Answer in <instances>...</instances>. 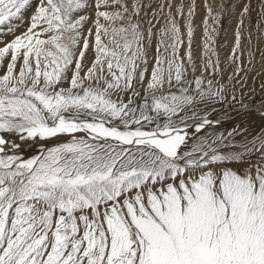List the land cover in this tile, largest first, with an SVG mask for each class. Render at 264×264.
<instances>
[{
  "label": "snow or ice",
  "instance_id": "snow-or-ice-1",
  "mask_svg": "<svg viewBox=\"0 0 264 264\" xmlns=\"http://www.w3.org/2000/svg\"><path fill=\"white\" fill-rule=\"evenodd\" d=\"M204 9L198 63L196 0H0V264H264V132L207 131Z\"/></svg>",
  "mask_w": 264,
  "mask_h": 264
},
{
  "label": "rangeland",
  "instance_id": "rangeland-1",
  "mask_svg": "<svg viewBox=\"0 0 264 264\" xmlns=\"http://www.w3.org/2000/svg\"><path fill=\"white\" fill-rule=\"evenodd\" d=\"M205 2L211 4L217 12L222 13L221 22L217 25L218 35H216L215 44L219 53L222 75L217 74L215 79L225 86L227 97L224 101L209 105L210 118L215 117L225 109H231V111L244 110L250 106L263 105L264 0H196L197 12L194 21L193 50L198 63L203 57L202 21L206 15ZM245 4L250 5V13L243 17L244 25L241 27L239 59L233 62L230 55L235 44V33ZM221 5L224 7L221 8ZM22 30L23 28H21ZM237 67L240 69L238 73L235 71ZM209 78H211L210 75ZM232 96H235L234 100L231 98ZM200 107L203 108L204 106L201 105ZM211 108H214L215 111H211ZM24 155L28 156L26 153Z\"/></svg>",
  "mask_w": 264,
  "mask_h": 264
},
{
  "label": "bare ground",
  "instance_id": "bare-ground-1",
  "mask_svg": "<svg viewBox=\"0 0 264 264\" xmlns=\"http://www.w3.org/2000/svg\"><path fill=\"white\" fill-rule=\"evenodd\" d=\"M264 104L260 106H250L244 110L225 109L217 114L213 119L220 121V124L212 126L207 131L209 133H225L235 130L234 138L237 142L251 140L254 136L264 132ZM15 139V137L13 138ZM15 142L22 145V153L27 155L35 154L44 145V142H24L15 139ZM51 146V145H47Z\"/></svg>",
  "mask_w": 264,
  "mask_h": 264
},
{
  "label": "water",
  "instance_id": "water-1",
  "mask_svg": "<svg viewBox=\"0 0 264 264\" xmlns=\"http://www.w3.org/2000/svg\"><path fill=\"white\" fill-rule=\"evenodd\" d=\"M261 111H264V110H261ZM213 126H216V125H213Z\"/></svg>",
  "mask_w": 264,
  "mask_h": 264
}]
</instances>
